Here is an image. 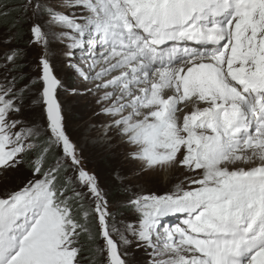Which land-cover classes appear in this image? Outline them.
<instances>
[{
  "label": "snow or ice",
  "instance_id": "obj_1",
  "mask_svg": "<svg viewBox=\"0 0 264 264\" xmlns=\"http://www.w3.org/2000/svg\"><path fill=\"white\" fill-rule=\"evenodd\" d=\"M0 25V184L31 175L0 193V264H133V242L147 264H264V0H0ZM58 55L142 172L185 173L125 188L134 222L67 133Z\"/></svg>",
  "mask_w": 264,
  "mask_h": 264
},
{
  "label": "rangeland",
  "instance_id": "obj_2",
  "mask_svg": "<svg viewBox=\"0 0 264 264\" xmlns=\"http://www.w3.org/2000/svg\"><path fill=\"white\" fill-rule=\"evenodd\" d=\"M4 31V27L0 25V37ZM20 47L25 45L21 43ZM39 55V49L35 47L27 49L26 73L36 75L33 69ZM65 65V58L58 55L55 59L56 74L63 80L66 88L74 87L78 90L77 94L63 90L60 92L67 133L80 149L87 171L97 176L101 187L108 193L109 201L114 210L118 211V218L134 222V214L126 211L125 188L136 192L163 194L184 180L185 173L182 169H174L166 174L165 179V174L142 172L138 163L129 156V146L124 145L123 138L114 129H106L110 118L102 114L101 105L97 104L96 97L85 91V84L78 82ZM26 118L40 120L42 110L39 107L26 108ZM90 130L92 132L89 133ZM30 178V172L26 167L10 172L0 184V193L5 189L15 190ZM116 205H119V209L115 208ZM129 252L133 264H147V254L142 248H137L135 242Z\"/></svg>",
  "mask_w": 264,
  "mask_h": 264
},
{
  "label": "bare ground",
  "instance_id": "obj_3",
  "mask_svg": "<svg viewBox=\"0 0 264 264\" xmlns=\"http://www.w3.org/2000/svg\"><path fill=\"white\" fill-rule=\"evenodd\" d=\"M90 132H92V131L90 130V131H89V133H90ZM94 132H96V131H94ZM105 132H106V131H105ZM124 145H126V143H125V142H124ZM97 146H98V145H97ZM104 147H105V146H104ZM92 148H93V147H92ZM107 149H108V148H107Z\"/></svg>",
  "mask_w": 264,
  "mask_h": 264
}]
</instances>
